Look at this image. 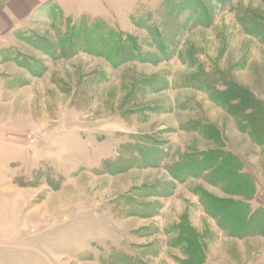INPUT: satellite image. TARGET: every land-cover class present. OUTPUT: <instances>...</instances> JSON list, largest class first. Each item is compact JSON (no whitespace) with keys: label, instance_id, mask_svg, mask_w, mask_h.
I'll use <instances>...</instances> for the list:
<instances>
[{"label":"rangeland","instance_id":"374dc122","mask_svg":"<svg viewBox=\"0 0 264 264\" xmlns=\"http://www.w3.org/2000/svg\"><path fill=\"white\" fill-rule=\"evenodd\" d=\"M76 1H48L2 42L32 126L87 127L92 149L65 134L36 155L35 129L0 144V264L263 261L264 213L245 226L254 186L226 151L250 157L247 123L229 129L221 109L249 102L239 69L252 84L264 71V0Z\"/></svg>","mask_w":264,"mask_h":264},{"label":"crops","instance_id":"0c3cea01","mask_svg":"<svg viewBox=\"0 0 264 264\" xmlns=\"http://www.w3.org/2000/svg\"><path fill=\"white\" fill-rule=\"evenodd\" d=\"M48 1L50 0H0V51L1 49H3V43H6L8 39L7 37L12 34V30L24 24V22L27 21L30 16H32L34 10H36L38 7H43ZM65 1L66 2L64 3V5L77 3L76 0ZM81 3L82 1H80V5ZM260 44L264 45V42H261ZM2 65L10 66L11 63H0V66ZM235 65L236 63L232 65V68L235 70L234 72L238 70L236 69L237 66ZM241 70L244 69L241 68ZM246 70L247 69H245V71ZM253 71L256 77L255 81H253V84L242 80L241 77H244L243 75L246 72L240 71L239 69V73H235V75H233L234 85L250 92L255 101L264 106V80L261 77V74L264 73V71L256 66L253 68ZM46 73H48L47 64L45 70L43 71V74H41L40 77L36 78V80L44 77ZM55 77H53V83L59 85V79L56 80ZM1 80L2 78L0 76V137H3L0 138L2 140L0 144L3 145L2 147L11 148L15 138L13 136L20 135L19 132L27 133L30 131V129H35V132L37 133L36 135L38 136V141L36 144V155H38L39 153L38 150L42 149L41 146L43 143L47 142L49 139L57 140L59 137L64 136L65 134H67L69 138H71V140L75 139L74 143L81 146L84 151H90L92 149V147H88L84 144L86 138L84 140L83 136L87 134V127H84V129L81 130V128L78 129L76 127L66 128L64 124H54L52 125V127L46 128L42 123H39L41 121L38 120V124L36 126H32L31 121L33 119V116H24L25 113L28 112V98H26L23 94L21 95L22 92H20V95H16L15 97H13L14 95L12 94V88H8L5 82L2 80V83ZM26 80L28 79L26 78ZM74 93L75 90L71 94L67 109L77 111L76 108L73 107V104H71V102H73L72 100L74 98ZM234 102L237 103L236 100ZM148 108L150 107H147L146 109ZM219 109H221V107ZM221 111H223L228 117L229 121H231L229 129H231L230 127L232 125V120H237L239 118L241 119V117L243 118L244 116L249 114L248 111L245 113L240 112V114L238 115L237 113L233 114V112L230 113L222 109ZM259 117L263 118V116L260 115L255 116L254 118ZM215 125L217 127L215 128L219 131L221 125H219L218 123H215ZM253 125L255 126L256 123H247L245 132H239L240 135H245L247 137L249 144L251 145L250 157H248L247 155L245 157H240L230 144H228L226 151L234 154L240 159V162L243 165L242 172L252 180L254 191L252 192V195L250 197L249 204L253 207L254 211L257 209L264 210V125H262V128L260 129H257ZM233 126L234 127L232 130L237 131L238 129L236 128V121L233 123ZM12 130H14L15 132H13ZM55 148L56 144L54 145L52 150ZM45 153L49 154L48 156H50L53 160L58 161L56 162L57 164L60 163L59 161L61 159L68 160L69 158L64 156H62L61 158H56L55 155H52L51 153ZM42 155L45 156L44 153H42ZM99 162L102 163V160L100 159ZM254 239L255 237L248 238V241H253ZM244 264H264V260L247 261Z\"/></svg>","mask_w":264,"mask_h":264},{"label":"trees","instance_id":"16d2710c","mask_svg":"<svg viewBox=\"0 0 264 264\" xmlns=\"http://www.w3.org/2000/svg\"><path fill=\"white\" fill-rule=\"evenodd\" d=\"M38 40H40L41 42H42V40L43 39H39V38H37ZM44 42V41H43ZM102 44L103 45H105V43L104 42H102ZM43 45H44V47L45 48H49V49H51V45L50 44H47L46 42H44L43 43ZM30 46H32L33 48H35V49H37V50H39V51H41V49L36 45V44H33V43H31L30 42ZM44 70H45V68H44ZM235 87V86H234ZM235 89L237 90V91H243L244 93H246V95L248 96V98H249V102H244L243 100H241L240 102H239V105H241L242 107L245 105V109L243 110H241V112L242 113H245V112H247L248 111V115H246V116H244L243 117V123H252V122H255L256 123V125H258V126H262V125H264V106H262L260 103H258V102H256L255 100H254V98H253V96L251 95V94H249L246 90H242V88H236L235 87ZM252 104H254V106H252ZM255 104H257V105H255ZM263 116V118H261V117H259V118H254L255 116ZM261 128V127H260ZM120 157V156H119ZM243 204V203H242ZM238 206V207H241V209H242V211L243 212H245V211H247L248 210V204H243V205H241V203L239 204V203H237V204H234V206ZM240 205V206H239ZM243 206V207H242ZM257 210H259V209H257ZM257 210H254V211H252L250 214H249V216L250 217H248V219L246 220V222H245V226H246V223H249L250 222V219L252 218V217H254V215L256 214V212H257ZM260 211V210H259ZM263 211V213H264V210H262ZM261 227H263V226H261ZM246 228V227H245ZM245 228H243V229H245ZM248 230H246V231H244L245 233H250V231L252 230L253 231V229H251V228H247Z\"/></svg>","mask_w":264,"mask_h":264},{"label":"built area","instance_id":"2783aa9c","mask_svg":"<svg viewBox=\"0 0 264 264\" xmlns=\"http://www.w3.org/2000/svg\"><path fill=\"white\" fill-rule=\"evenodd\" d=\"M29 143H31V144H33L34 143V139H32V138H28V140H27Z\"/></svg>","mask_w":264,"mask_h":264}]
</instances>
